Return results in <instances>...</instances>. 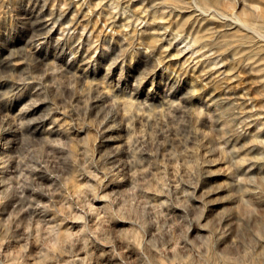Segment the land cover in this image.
<instances>
[{"label":"rangeland","instance_id":"obj_1","mask_svg":"<svg viewBox=\"0 0 264 264\" xmlns=\"http://www.w3.org/2000/svg\"><path fill=\"white\" fill-rule=\"evenodd\" d=\"M245 33L180 0H0V264L260 261L264 53Z\"/></svg>","mask_w":264,"mask_h":264},{"label":"bare ground","instance_id":"obj_2","mask_svg":"<svg viewBox=\"0 0 264 264\" xmlns=\"http://www.w3.org/2000/svg\"><path fill=\"white\" fill-rule=\"evenodd\" d=\"M180 1H183L186 5H187V10L189 11V13L191 14V17L194 19V20H198L199 18H202L203 16H208L209 19H216V18H220L221 20H226V21H229L230 22V25H232V27L234 28H241L242 30H244L246 33L241 36V44H246L247 42H252L253 39L256 38V40L253 41V45L255 44L256 45V48H255V51L254 53L252 54V56L254 55H258L259 53H264V35L262 36L263 38L261 37H256V28L255 26L252 24V22L249 20V17H251L252 15L256 18H258L263 26H264V3L261 1H252V0H240L238 3L236 2L235 4H233L230 8H231V12H226L223 14V13H219L218 11L214 10V9H211V8H207V5L211 2H218V0H180ZM176 10V9H175ZM71 11V10H70ZM70 11H67L65 14V17H64V21L66 22L68 19H71L69 17L68 14H70ZM248 11V13H247ZM178 12V11H177ZM182 12V11H181ZM179 13V12H178ZM173 14V13H172ZM207 14V15H206ZM82 15V14H81ZM181 15V13H180ZM184 15V13H183ZM184 17V16H183ZM37 24L39 26H43L45 22L44 20V15H40L37 19ZM80 21V20H78ZM85 21V20H84ZM147 21V20H146ZM62 22V21H61ZM81 23V22H80ZM212 23V22H210ZM36 24V25H37ZM60 25V24H59ZM197 25V24H196ZM212 25V24H211ZM188 26V25H187ZM216 26V25H215ZM38 27V26H37ZM83 27V26H82ZM195 27V26H194ZM32 28V27H31ZM75 30V29H74ZM150 30V29H149ZM148 30V31H149ZM202 30V29H201ZM231 30V29H230ZM86 31V30H85ZM194 31V30H193ZM91 32V31H90ZM87 33V32H86ZM193 33V32H192ZM48 34V33H47ZM261 34V33H260ZM89 36H92L89 35ZM43 34L42 33H39V34H35L33 37H32V40L35 41V42H38L40 43V41L43 39ZM86 37V36H85ZM142 37V36H140ZM202 36H200L199 32H194L193 34V38L191 39L193 42H198L200 40ZM138 38H136L137 40ZM82 41V40H81ZM86 41V40H85ZM84 41V42H85ZM88 42V41H87ZM81 43V42H80ZM201 43V42H200ZM27 44V43H26ZM31 44V43H30ZM37 44V43H36ZM91 44V43H90ZM29 45V44H28ZM33 45V44H32ZM88 45V44H87ZM141 45L144 47V48H149L151 50H154L155 48V39L150 35V36H147L144 38V40L142 41ZM159 45V44H158ZM37 46V45H36ZM73 46V45H72ZM79 46V45H78ZM33 47V46H32ZM39 47V46H38ZM76 47V46H75ZM158 47V46H157ZM247 47V46H246ZM28 48V47H27ZM37 48V47H36ZM83 48V47H82ZM197 48V47H196ZM199 48V47H198ZM233 51H234V54L238 53L239 50H240V45H234L233 47ZM81 49V48H80ZM157 49V48H156ZM32 50V49H31ZM212 50V48H211ZM232 50V49H231ZM71 51V50H70ZM78 51H80L78 49ZM144 51V50H143ZM82 52V51H81ZM149 53V52H148ZM157 53V52H156ZM77 55V54H76ZM88 55V54H87ZM155 55V54H154ZM263 55V54H262ZM82 59V57H81ZM85 59V58H84ZM165 59V57H164ZM247 59V58H246ZM76 60V59H75ZM73 61V60H72ZM170 61V60H169ZM10 61H7L6 64L7 66H13V64L9 63ZM78 62V61H77ZM90 62V61H89ZM88 63V62H87ZM3 64V65H4ZM74 64V63H73ZM78 64V63H77ZM166 64V63H165ZM243 64V63H242ZM241 64V65H242ZM71 65V64H70ZM114 65V64H113ZM171 65V64H170ZM168 65V66H170ZM190 65V64H189ZM2 66V65H1ZM0 66V67H1ZM21 66V65H20ZM23 66V65H22ZM73 66V65H72ZM71 66V67H72ZM164 66V65H163ZM173 66V65H172ZM192 66V65H190ZM200 66V65H199ZM75 67V66H74ZM87 67V66H86ZM159 67V66H158ZM179 67V66H178ZM201 67V66H200ZM16 68V67H15ZM70 68V67H69ZM68 68V69H69ZM177 68V67H176ZM186 68V67H185ZM20 69V68H19ZM89 69V68H88ZM162 69V68H161ZM178 69H181L178 68ZM87 70V69H86ZM171 70V69H169ZM167 71V70H166ZM80 72V71H79ZM194 72V70L192 71ZM197 72V71H196ZM154 73V72H153ZM174 73V72H173ZM176 73V72H175ZM82 74V73H81ZM91 74V73H90ZM159 74V73H158ZM206 74V73H205ZM80 75V74H79ZM105 75V74H104ZM162 75V73H161ZM210 75V74H209ZM83 76V74H82ZM208 76V75H207ZM228 76V75H227ZM81 77V76H80ZM168 79H171L170 75L167 76ZM83 78V77H82ZM144 79V78H143ZM203 79H205L203 77ZM190 81V80H189ZM142 82V81H141ZM175 83V82H174ZM208 83V82H207ZM141 84V83H140ZM177 84V83H176ZM175 84V85H176ZM195 84V83H194ZM228 85V83H227ZM263 85V84H261ZM264 86V85H263ZM228 87V86H226ZM183 88H184V95H183V101L185 104H191V100L193 98V94H194V87L192 84L190 83H185L183 85ZM215 88V87H214ZM99 90V89H98ZM252 91V90H251ZM254 91V90H253ZM264 91V90H263ZM220 92V91H219ZM138 93V92H137ZM217 95V93H216ZM219 95V93H218ZM231 95V94H230ZM264 96V93L262 94ZM137 96V95H136ZM197 96V95H196ZM212 96V94L210 95ZM133 98V97H132ZM211 98V97H210ZM216 98V97H215ZM195 100V99H194ZM237 100V99H236ZM239 100V99H238ZM209 101V100H208ZM252 101V100H251ZM243 102V101H242ZM183 103V104H184ZM244 103V102H243ZM254 103V101H253ZM182 104V103H181ZM45 115V114H44ZM242 115V114H241ZM246 116V115H245ZM118 118V117H117ZM11 121V120H10ZM104 121V120H103ZM5 122V121H4ZM44 122V121H43ZM111 122V121H110ZM249 123V122H248ZM1 124V123H0ZM13 124V122H12ZM2 125V124H1ZM6 128H3V131H5V134L7 133V125L5 126ZM49 127V126H48ZM108 127V126H106ZM121 128V127H120ZM36 129V128H35ZM39 129V127L37 128ZM43 130V129H42ZM45 130V129H44ZM54 130V129H53ZM110 130V129H108ZM2 131V132H3ZM12 131V130H11ZM38 131V130H37ZM113 131V130H112ZM111 131V132H112ZM35 132V131H34ZM47 132V130H46ZM121 132L123 133V137L118 141V146L119 148H121V150L124 148V146L127 144V135H128V127L126 125V122L124 121L123 125H122V129H121ZM3 134V133H2ZM106 134V133H105ZM118 134V133H117ZM15 135V134H14ZM119 135V134H118ZM4 136V135H3ZM101 136V135H100ZM4 139V137H3ZM11 139V138H10ZM117 139V138H116ZM6 140V139H5ZM111 141V140H109ZM112 142V141H111ZM4 143V142H3ZM2 145V144H1ZM117 145V144H116ZM4 146V145H3ZM111 146V145H110ZM115 146V145H114ZM12 147V146H11ZM15 147V146H14ZM5 148V147H4ZM8 148V147H7ZM3 149V148H1ZM112 149H113V146H112ZM250 149V148H249ZM257 149V148H256ZM260 150V149H259ZM4 151V150H3ZM117 151V150H116ZM1 153V152H0ZM4 153V152H3ZM2 154V153H1ZM9 154V153H8ZM252 154V153H251ZM7 155V154H6ZM3 156V155H1ZM5 156V155H4ZM6 157V156H5ZM116 159V158H114ZM117 162V161H116ZM115 163V162H114ZM254 163V162H253ZM10 164V163H9ZM113 164V163H112ZM252 164V163H251ZM13 167V165H12ZM258 167V166H257ZM255 168V167H254ZM262 168V167H261ZM241 171V170H240ZM257 171V170H256ZM8 172V171H7ZM238 172V171H237ZM243 172V171H242ZM241 172V173H242ZM251 172V171H250ZM258 172V171H257ZM256 172V173H257ZM261 172V171H260ZM9 173V172H8ZM11 174V173H10ZM250 174V173H249ZM261 175V174H260ZM45 177V176H44ZM43 178V177H42ZM44 179V178H43ZM46 183V182H45ZM48 183V181H47ZM246 187V186H245ZM252 188V187H251ZM257 191V190H256ZM223 192V191H222ZM260 192V191H259ZM227 193V192H226ZM264 193V192H263ZM31 194V193H30ZM225 194V193H224ZM45 195V194H44ZM218 195V194H216ZM252 195V194H251ZM31 196V195H30ZM248 196V195H247ZM261 196V195H260ZM41 200L42 196L39 197ZM48 198V196H47ZM249 198V197H248ZM264 201V200H263ZM263 203V202H262ZM25 205V202L24 201H21L19 206L20 207H24ZM216 209V208H215ZM221 209V207H220ZM235 210V209H234ZM215 211V210H214ZM217 212V211H216ZM215 213V212H214ZM216 214V213H215ZM239 220L237 216H232V217H229L227 219L224 220V225L226 226H232L234 224V221H237ZM223 225V224H222ZM221 226V225H220ZM199 231V230H198ZM202 234V233H201ZM229 240V239H228ZM263 258L260 260V261H257L255 264H264V252L262 254Z\"/></svg>","mask_w":264,"mask_h":264}]
</instances>
